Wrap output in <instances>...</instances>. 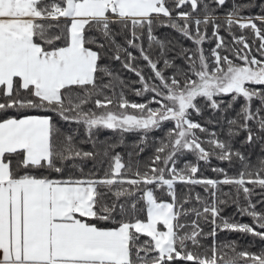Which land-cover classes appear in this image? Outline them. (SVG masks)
I'll return each mask as SVG.
<instances>
[{
	"label": "snow or ice",
	"instance_id": "snow-or-ice-1",
	"mask_svg": "<svg viewBox=\"0 0 264 264\" xmlns=\"http://www.w3.org/2000/svg\"><path fill=\"white\" fill-rule=\"evenodd\" d=\"M228 2L0 0V264H264V251H237L236 241L217 240L220 231L264 240V211H257L252 201L254 195L264 196V157L254 165L231 143L244 132L243 143H258L264 152V15H243L254 7L264 10V0H232L224 13L225 31L250 29L260 41L258 59L244 36L233 35V43L242 48L232 49V55L243 63L221 52L228 53L229 47L216 12ZM185 5L190 10L174 15ZM160 27L173 29L195 47L160 39L154 34ZM118 36H124L127 47ZM211 39L216 44L209 57L203 45ZM177 47L170 59L168 53ZM128 48L139 52L150 77L133 66L137 57ZM153 48L155 59L149 54ZM108 53L134 72L142 85L136 95L151 93L149 102L130 103L122 92L114 101L105 94L119 80L101 63ZM105 77L111 79L104 83ZM113 104L118 110L109 107ZM207 109L220 115L206 123L226 122L228 138L220 139L191 118ZM61 121L83 126L94 150L80 149L74 142L77 129L69 133ZM165 122L173 127L158 141L154 138L157 146L144 171L131 155L125 164L117 154L103 178L44 175L71 168L83 173V162L101 154L95 150L96 129L139 132L140 144H147L149 134ZM136 147L138 156L144 148ZM185 152L206 163L212 157L229 163L239 159L242 168L235 176L213 168L222 179L197 177L196 164L176 167ZM177 184L202 186L205 195L189 191L178 196ZM157 188L166 189L171 202H158ZM141 201L146 203L144 219L140 214L145 209L137 207ZM231 205L253 223L222 216ZM189 215L194 217L190 222L182 221Z\"/></svg>",
	"mask_w": 264,
	"mask_h": 264
},
{
	"label": "trees",
	"instance_id": "trees-1",
	"mask_svg": "<svg viewBox=\"0 0 264 264\" xmlns=\"http://www.w3.org/2000/svg\"><path fill=\"white\" fill-rule=\"evenodd\" d=\"M232 0H229V2L221 9H218L216 12V15L220 16L221 19L217 21V23H220L222 25L220 29V35L224 37L225 43L229 47V52L224 53L223 50H221L222 54H228L231 59L234 60L236 63H243V61L238 60L235 55H232V49H239L242 48V45L234 44L233 43V35L236 37L244 36L247 40V42L250 44L252 48V55L256 56L258 59H261L259 52L256 51V49L259 46L260 41L255 37L254 33L250 29L241 30L238 26H234L232 29V34H229V32L225 31L223 27V16L224 13L228 11V9L231 7ZM239 2V0H238ZM257 2H261V0H257ZM190 10L189 6L185 5L184 8L181 9H175L174 15L176 12L179 11H186ZM195 15V14H194ZM243 15H264V10H261L259 7H254L250 10H246ZM259 26V21L256 22ZM208 35L211 36L212 33V26L209 25L207 29ZM154 34L157 35L160 39H169L172 40L174 44L176 45H182L185 48H194L195 46L193 43L184 37H182L179 33L174 31L171 28L168 27H160L155 29ZM118 42L124 45V47H127V45L124 43V36H118L117 37ZM144 47L147 50V38L144 37ZM216 40L211 39L210 41H207L203 47L205 49V55L210 57L211 49L215 47ZM171 47V45H170ZM128 51L132 52L134 56L137 57L135 61H132V64L134 67H138L142 70V73L146 78L150 77L152 75L151 69L147 66L146 62L143 61L140 58L139 52L135 48H128ZM179 51V47L175 48L173 51L168 53L169 58H174L176 55V52ZM247 51V50H245ZM149 54L153 57V59L156 58L157 50L153 48L149 51ZM122 58H124V54L122 53ZM112 53H108L104 59H102L101 63L103 65L108 66L109 70L112 71L116 76L119 77V80L113 81V88L112 89H106L105 94L111 97L114 101H116L119 98L120 93H123V96L125 99H127L130 103H147L151 99L152 94L146 93L144 95H136V90L140 89L142 85L139 83V78L134 74V72L129 71L128 69H125L123 67L122 61H117L114 59H111ZM176 63L182 64L183 61L177 60ZM111 78L105 77L104 83H107ZM122 81V83H121ZM99 99H103V96L97 97ZM95 99V98H94ZM229 99L228 97H225V100ZM151 107H157L155 104H151ZM88 107L94 108V104H89ZM113 110H118L115 108V104L109 106ZM237 109L239 108V104L235 106ZM96 111H103V109H95ZM130 113L134 112L135 110L129 109ZM12 115H15L16 113H11ZM219 113H216L215 116H213L210 109L204 110L203 114L201 116H197L195 113L192 115V119L196 122L201 123L204 127L208 129V132H215L217 133L218 137L220 139H226L227 137V128L228 125L226 122H221L217 124H208L206 123V119L208 117L215 118L216 116H219ZM229 116L234 115V112H229ZM61 126L67 131L71 132L72 129H77L78 135L75 136L74 142L77 144V146L82 149L83 151H93L94 146L92 142H89L88 137L86 135L85 129L83 126H77L75 124H66L65 122L61 121ZM173 127L171 122H165L162 129L160 131H153L149 134L147 144H140L141 140V133L139 132H119V131H113V130H107V129H96L94 130V136L93 140L95 141V150L100 155L97 156L96 160H86L83 162V173H81L76 168H71L66 170L63 174H57L55 172H45L44 175L48 176L52 179H67L69 177L74 178H86L89 175H93L94 178H103L105 172L109 169V165L112 163L111 157H114L115 155H120L122 158V162L127 164L129 162V158L131 155V160L134 162H137L140 167V171H144L145 165L149 163L150 158L153 156L155 148L157 146L156 142H154V138L156 141L159 140V138H162L164 135V130ZM198 135L202 140L208 139L207 133H199ZM246 138V133L241 132L239 136H236L234 138H231L232 147L234 150H238L241 152L247 159L250 160L252 164H256L258 162V159L261 157H264V152L261 151V145L260 144H244L243 141ZM140 145L144 148V151L140 153L138 156L135 155L138 151L137 145ZM111 146V147H109ZM207 147V145H204ZM107 149V156L103 154L104 150ZM186 163L196 164L199 167V171L196 174L197 177H203V178H211V179H222V175L214 172L213 168H223L228 173L229 176H235L239 173V171L242 168V162L239 159H233L231 163L227 161H220L216 159L215 157H212L210 159V162L206 163L204 161H198L196 156L192 153L185 152L183 155H180L177 157V164L176 167L178 169H183L184 165ZM128 178H132L129 176ZM176 191L178 196H183L184 194L191 191L192 195L194 196L196 193H200L202 196L205 195L204 188L199 185H185V184H177ZM223 191L227 192L229 191L230 186H221ZM251 187V185H249ZM262 190L256 189V192L259 193ZM137 196L141 195V193L137 192ZM155 195L158 199V202H171L170 197L167 195L166 189L163 188H157L155 190ZM264 200V196L261 195H254L252 197L253 203H256L257 211H264V203H257V201ZM196 202L193 200L191 204H186L185 208L191 207ZM241 204H246V202L241 198L240 201ZM198 206V205H197ZM137 207H143L145 209V212L140 214V218L144 219L146 217V203L144 201H141ZM222 216L226 218H230V222H238L241 224H252V218L247 215H241L238 211L235 205L224 207V210L222 212ZM194 217L189 215L187 218L182 217L183 220L191 221ZM201 227L204 228L205 231L210 230V225H205L201 223ZM142 240L148 239L147 237H141ZM217 240L220 242H227V241H236L237 243V251H248L251 253L259 254L262 251H264V240L259 239L258 237H253L251 235L240 233V232H230V231H220L217 235ZM206 244H211V240L205 241ZM239 264H247L245 260H240Z\"/></svg>",
	"mask_w": 264,
	"mask_h": 264
},
{
	"label": "rangeland",
	"instance_id": "rangeland-1",
	"mask_svg": "<svg viewBox=\"0 0 264 264\" xmlns=\"http://www.w3.org/2000/svg\"><path fill=\"white\" fill-rule=\"evenodd\" d=\"M160 227H161L162 230H164V229L162 228V226H160Z\"/></svg>",
	"mask_w": 264,
	"mask_h": 264
}]
</instances>
